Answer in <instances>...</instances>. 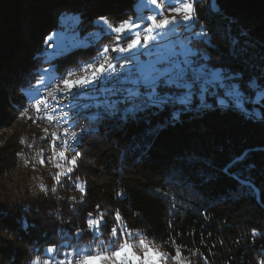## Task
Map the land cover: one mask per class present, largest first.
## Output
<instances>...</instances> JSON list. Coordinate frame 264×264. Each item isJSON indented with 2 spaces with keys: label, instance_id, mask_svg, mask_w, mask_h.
<instances>
[{
  "label": "trees",
  "instance_id": "16d2710c",
  "mask_svg": "<svg viewBox=\"0 0 264 264\" xmlns=\"http://www.w3.org/2000/svg\"><path fill=\"white\" fill-rule=\"evenodd\" d=\"M133 3L0 0V120L15 121L10 113L21 112L27 101L22 98L17 103L14 94L26 92L29 81L35 84L32 74L39 67L49 66L38 63L45 47L40 41L43 35L58 29L60 17H77L81 21L78 30L84 37L96 31L91 21L98 18V13L131 14ZM216 3L219 14L209 19L213 44L219 51L208 49L212 63L226 69L243 66L229 55L233 38L240 41L238 47L246 49L251 60L264 58V0ZM197 10L203 23V3ZM94 55L95 49L89 46L74 50L68 57L54 58L52 63L59 75ZM5 86L11 88V93ZM167 116L166 112L151 117L150 125L140 121L125 131L101 124L98 132L85 136L78 145L82 153L78 167L70 179L61 175L57 184L56 192L62 198V211L58 204L56 207L59 214L49 195V189L54 188L51 171L52 177L44 173L35 197L21 204L9 201L4 207L0 202V264H29L30 258L37 255L43 258L50 244L65 242L62 232L71 236L76 227L83 226L88 212H103L108 222L116 210L130 229L145 233L147 240L163 251L174 254L175 246L166 243L170 238L174 240L181 246L183 258L192 264H205L199 256L191 255L194 251L207 257V264H258L264 260V235H251L253 228L264 232V124L250 122L231 111L187 113L172 125L163 123ZM82 124L92 126L85 120ZM157 126L158 131L150 133L149 129ZM20 134L21 130L16 131L0 150V175L18 166ZM32 137L34 144L43 143L40 134ZM178 162L183 165L180 170ZM59 164L62 174L65 163L60 160ZM233 174L250 181L255 192L242 188ZM77 177L86 184V195L74 190ZM117 191L126 195L117 197ZM169 221L172 228L168 227ZM112 226L106 223L102 235L105 241ZM89 243L94 242L81 240L80 246Z\"/></svg>",
  "mask_w": 264,
  "mask_h": 264
},
{
  "label": "snow or ice",
  "instance_id": "6c2138e0",
  "mask_svg": "<svg viewBox=\"0 0 264 264\" xmlns=\"http://www.w3.org/2000/svg\"><path fill=\"white\" fill-rule=\"evenodd\" d=\"M201 3L207 4L203 23L197 10ZM143 9L151 14H143ZM214 14H219L216 0H134L131 14L98 13V18L91 21L96 31L84 37L78 30L81 21L77 17L61 19L58 29L46 36L38 58V63L49 66L39 67L32 74L35 84L28 82L24 93L27 103L21 111V118L48 125L42 129L43 139L65 163V171L53 176L57 184L61 175L71 178L82 156L78 145L85 136L98 132L101 124L125 131L140 121L150 125L151 117L166 112L163 123L172 125L184 114L211 111H231L264 124V58L251 60L246 49L238 47L240 41L233 38L229 55L243 66L226 69L212 63L208 49L219 51L210 28L209 18ZM105 39L108 43L102 42ZM89 46L95 49V55L78 65L83 75L74 78L75 71L57 75L54 58L68 57L74 50ZM81 120L92 126L81 125ZM50 128L62 131L50 132ZM158 129L149 131L154 134ZM39 163L45 165V159L40 158ZM55 166L61 167L59 163ZM182 167L178 162L177 170ZM232 178L242 188L255 192L250 181L235 174ZM74 190L87 194L86 184L78 177ZM125 195L116 192L117 197ZM70 199L76 201L75 197ZM108 222L113 226L105 241L102 235ZM108 222L103 212H88L83 226L76 227L71 236L61 233L63 244H50L43 258H30L29 264H192L171 238L166 243L175 246L174 254L148 241L145 233L130 229L119 210ZM168 227H173L171 221ZM251 235L264 232L253 228ZM85 239L94 243L81 247L80 241ZM191 255L207 264V257L198 251ZM258 264H264V260Z\"/></svg>",
  "mask_w": 264,
  "mask_h": 264
},
{
  "label": "rangeland",
  "instance_id": "374dc122",
  "mask_svg": "<svg viewBox=\"0 0 264 264\" xmlns=\"http://www.w3.org/2000/svg\"><path fill=\"white\" fill-rule=\"evenodd\" d=\"M203 5L206 8L207 4L203 3ZM142 13L145 15L151 14L148 11V9H143ZM69 16H71V15H69ZM62 18L63 17H60L58 19L59 23H60ZM22 28H23V30H26L25 24H22ZM23 35H24V32H23ZM46 36L47 35L45 34L41 38L40 42L42 43V45H44V40H45ZM54 50H55L54 48L49 49V51H54ZM5 90H6V92L11 93V91H10L11 88L9 86H5ZM24 93H25L24 91L23 92H17L14 94V96L12 94H10L9 96L10 97L13 96L14 99L17 100V103H18V101L20 102V100H22V98H24L26 100ZM17 103H15V104H17ZM12 114L15 115V121L13 123L9 122L8 120H5V121L0 120V122H2V124H0V150L2 149V147L5 146L8 139L18 130H21V134L19 136L21 146H22L24 137L25 138L27 137V139H28V136H29V138L31 140H34L32 135H34V134H40V136L43 135L42 130L40 128H38V126H35L30 121H29L30 123H28V120L26 118H21V112H17V113L11 112L10 115H12ZM21 146H20V148H21ZM37 146L40 147L41 145H37ZM18 151H20V149ZM53 160L57 161L58 163L60 162V159L58 156H55L53 158ZM17 162H18V166L14 167L12 169H7L4 174L0 175V202H1V205L3 207L6 206V204L9 201H17L18 203L21 204V202L24 199L35 197L39 191L37 185L43 184V180L45 177L44 173L47 175H50L52 177L51 172H50V169L52 168V166L46 165L47 164L46 162H45V165H41L39 163V161L36 163L35 162L32 163V165H28V164L24 165V164H22L21 160L19 159V152H18V161ZM57 172H58V174L61 173V171H59V168H57ZM53 181H54V188L59 190V185L57 186L55 184L54 179H53ZM51 183H52V181H51ZM51 183H50V185L49 184L48 185L51 186ZM24 184H25V186H23ZM49 195H50V199L54 202V211L57 210V208H56L57 204L59 205L58 209L61 210V203H62L61 195L59 197V193H57L55 191L54 196H53L50 189H49ZM3 211H5V210H3ZM55 220L57 223V215L56 214H55ZM53 222H54V220H53ZM135 243H137V242H135Z\"/></svg>",
  "mask_w": 264,
  "mask_h": 264
},
{
  "label": "bare ground",
  "instance_id": "6f19581e",
  "mask_svg": "<svg viewBox=\"0 0 264 264\" xmlns=\"http://www.w3.org/2000/svg\"><path fill=\"white\" fill-rule=\"evenodd\" d=\"M75 70H79V67L75 66L72 68H68L66 71H75ZM29 115H31V112H29ZM82 122L83 120L80 121L81 125H83ZM34 125L38 126V128H40L41 130L44 127L48 126L45 123L34 124ZM49 131L51 132V131H57V130L50 128ZM59 131H62V129H59ZM43 136H44V133L43 135H41L42 139H43ZM54 157L55 155L53 154V150L45 139H43V144H41V146L39 147L34 144V142L29 138V136H28V139L27 137L26 138L24 137L23 143L20 149V154H19V158L22 164L27 163L28 165H32V163L38 162L40 158H44L45 162L47 163L46 165L52 166V168L49 166L52 170L50 168L49 169L52 172V175L55 176L58 174L57 168L55 166L58 162L53 160ZM49 158L51 159V162H49ZM55 184L57 185L56 181H55ZM57 213L59 214V210H57ZM60 228L62 229L63 225H60Z\"/></svg>",
  "mask_w": 264,
  "mask_h": 264
},
{
  "label": "built area",
  "instance_id": "2783aa9c",
  "mask_svg": "<svg viewBox=\"0 0 264 264\" xmlns=\"http://www.w3.org/2000/svg\"><path fill=\"white\" fill-rule=\"evenodd\" d=\"M75 72L77 75L74 78H78L79 76L83 75V73H81L80 70H75ZM45 124H47V123L45 122ZM51 129H55V128H51ZM56 130L59 131V129H56Z\"/></svg>",
  "mask_w": 264,
  "mask_h": 264
}]
</instances>
